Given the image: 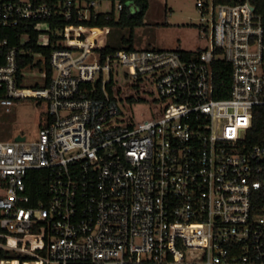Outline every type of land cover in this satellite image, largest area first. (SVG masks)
<instances>
[{"label": "built area", "instance_id": "1", "mask_svg": "<svg viewBox=\"0 0 264 264\" xmlns=\"http://www.w3.org/2000/svg\"><path fill=\"white\" fill-rule=\"evenodd\" d=\"M196 5L205 47L105 51L110 27L90 22L134 0H0V31L22 30L0 38V104L48 105L38 138L0 140V249L18 252L0 264H264V145L248 141L264 0ZM120 66L155 88L134 97L155 106L142 120L115 93Z\"/></svg>", "mask_w": 264, "mask_h": 264}, {"label": "rangeland", "instance_id": "2", "mask_svg": "<svg viewBox=\"0 0 264 264\" xmlns=\"http://www.w3.org/2000/svg\"><path fill=\"white\" fill-rule=\"evenodd\" d=\"M196 3L197 0H150L144 24L135 29L134 47L196 50L208 45L211 32L201 31L202 14ZM137 10L134 7L133 13ZM124 33L128 34V31ZM118 37L117 34L113 41L116 42ZM117 72L115 93L122 102L125 113L134 114L137 120L148 117L155 108L150 102H133L127 105L123 101L127 95L151 96L150 89L155 92L154 86L146 82H137L138 87L133 86L132 79L125 74L123 66L118 67ZM47 106L45 100L37 98L17 99L9 109L0 104V140L15 139L19 135L28 140L38 138L41 124L48 114ZM17 253L16 251L14 255Z\"/></svg>", "mask_w": 264, "mask_h": 264}, {"label": "trees", "instance_id": "3", "mask_svg": "<svg viewBox=\"0 0 264 264\" xmlns=\"http://www.w3.org/2000/svg\"><path fill=\"white\" fill-rule=\"evenodd\" d=\"M136 7L138 8L137 12L131 13L129 10H123L120 13L118 18L111 17H100L97 20L90 22V24H97L102 26H109L110 31L108 34L107 44L105 46V51H111L116 49H125L132 50L134 49V39H135V29L144 24V16L150 6V0H134ZM216 4H233L237 3L241 0H213ZM252 4L256 6H261L263 4V0H249ZM21 29H6L1 28L0 38L3 40L4 38H9V43L14 44L17 43V34H19ZM124 31H128V34H125ZM119 35L118 40L113 41L116 35ZM33 49L41 50L44 54L47 55L46 62L49 65V54L50 48L47 47H37L34 45ZM32 56H27L23 59V65L29 61H32ZM0 62H3V59L0 58ZM40 64V62H39ZM217 70V80H219L220 84L224 86L229 85L230 77H229V66L224 61H218L216 64ZM49 68V66H48ZM50 69V68H49ZM98 87H101V83H97ZM113 83L108 85L111 96H114L113 91ZM101 93V92H100ZM135 100L134 96L128 97V101L133 102ZM43 126V124H41ZM248 141L253 144H262L264 145V106H258L254 110L253 116V124L252 127L248 131ZM32 175L36 174L37 171H32ZM34 182V181H33ZM36 182V181H35ZM39 188V187H38ZM44 253V251H42ZM18 255H14L13 252L0 249V260L1 259H14ZM22 260L33 259V257L25 255L20 256Z\"/></svg>", "mask_w": 264, "mask_h": 264}, {"label": "water", "instance_id": "4", "mask_svg": "<svg viewBox=\"0 0 264 264\" xmlns=\"http://www.w3.org/2000/svg\"><path fill=\"white\" fill-rule=\"evenodd\" d=\"M16 139L17 140H24V139H26V137L19 135V136L16 137Z\"/></svg>", "mask_w": 264, "mask_h": 264}]
</instances>
